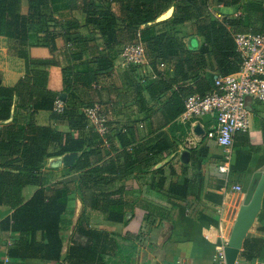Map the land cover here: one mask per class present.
<instances>
[{
  "label": "trees",
  "instance_id": "16d2710c",
  "mask_svg": "<svg viewBox=\"0 0 264 264\" xmlns=\"http://www.w3.org/2000/svg\"><path fill=\"white\" fill-rule=\"evenodd\" d=\"M23 2L0 0V36L28 65L15 86L0 81V205L12 210L0 228L14 236L9 256L59 261L73 225L70 198L79 194L84 211L67 262L109 264L106 257L118 242L91 227V213L123 222L138 192L130 180L142 179L148 190L168 201L187 200L192 186L183 175L191 165L198 170L195 176H202L207 149H194L180 173L173 161L157 167L179 149L166 127L185 111L189 96L211 92L216 76L239 69L234 34L264 33V0H27L26 9ZM218 5L235 7L238 13L220 18L210 10ZM172 6L169 19L155 22ZM77 12L84 15L83 22ZM192 35L202 38L198 47L186 45ZM139 41L149 71L143 74L135 64L124 67L120 89L106 79L124 47ZM32 47H45L51 56L33 58ZM52 66L61 68L65 101L48 87ZM15 99L14 118L8 121ZM57 100L63 102L62 111L56 109ZM96 105L106 118L104 135L85 113ZM41 110L51 113L52 122H66L69 131L38 124L35 116ZM262 127L264 132V121ZM69 153L78 157L63 174L79 173V180L44 185L46 160ZM30 185L39 188L25 201L23 190ZM143 205L148 216L168 217L163 206ZM263 246L264 239L247 237L241 260L254 262Z\"/></svg>",
  "mask_w": 264,
  "mask_h": 264
},
{
  "label": "crops",
  "instance_id": "0c3cea01",
  "mask_svg": "<svg viewBox=\"0 0 264 264\" xmlns=\"http://www.w3.org/2000/svg\"><path fill=\"white\" fill-rule=\"evenodd\" d=\"M210 10H214L213 13L220 18L238 13L235 7L210 6ZM78 17L80 19V16ZM80 20L84 21V19ZM185 43L188 47H198L202 43V38L194 35L192 38H186ZM58 44L62 45L63 41L59 40ZM29 56L46 58L51 54L45 47H32L29 50ZM121 69L124 67L118 58L115 62V71L121 72ZM27 71V60L13 55L9 49L8 39L0 36L2 85L15 86L20 79L24 78ZM139 71L143 74L147 73L148 65L140 66ZM48 87L58 94L64 92L60 67L50 68ZM257 103L259 102L250 105L252 111L250 131L240 132L235 136L233 151L228 161L229 172L219 170V166L226 161L224 150L208 136V133L216 126L214 116L204 115L184 120L180 115L175 122L166 127V130L177 139L179 149L157 167L173 161L177 172L180 173L183 165L190 162L191 152L204 146L207 153L201 166L202 176L196 177L198 170L193 169L191 165L186 168V174L183 176L190 181L192 187L188 186L190 192L184 202L168 201L156 191L148 190L142 179L130 180L128 184L136 187L138 192L123 222L109 221L98 212L91 213V227L110 233L118 242L119 247L116 251L106 257L109 264H212L217 248L229 241L253 174L264 170L262 127L264 106ZM15 110L16 99L13 115L8 121H13ZM35 120L40 125L52 123L61 131H69L66 122H52L51 113L46 110L39 111ZM184 152L189 154L187 161L182 159ZM65 167L62 164V156L48 158L42 170V183L50 185L57 181L77 182L79 173L65 175L63 174ZM237 185L241 186L240 191L234 188ZM38 188L39 186L33 185L25 187L23 190L25 201L30 199ZM145 201L165 207L168 217L162 218L157 213L148 216V211L143 205ZM70 203L75 210L73 225L65 234L63 253L59 261L11 259L9 247L14 236L0 228V264H68L66 257L72 234L77 220L84 211L83 200L79 194L72 195ZM11 214L12 210L8 206L0 205V222ZM247 237L264 239V193L261 210ZM256 260L264 261V246L254 261Z\"/></svg>",
  "mask_w": 264,
  "mask_h": 264
},
{
  "label": "built area",
  "instance_id": "2783aa9c",
  "mask_svg": "<svg viewBox=\"0 0 264 264\" xmlns=\"http://www.w3.org/2000/svg\"><path fill=\"white\" fill-rule=\"evenodd\" d=\"M234 39L241 58L239 69L227 75L216 76L211 92L189 96L186 109L181 114L184 120L204 115L215 117L216 126L208 136L224 150L226 161L219 166L221 172H229L228 161L231 158L236 134L251 129L250 105L254 102H264V33H236ZM119 59L122 67L130 64L143 66L148 63L144 45L140 41L127 44ZM56 109L62 111L61 100H57ZM85 113L98 133L101 135L107 133L106 118L101 114L98 105L86 108ZM234 188L239 191L242 189L239 185ZM226 245L222 244L217 248L212 264H227ZM234 264H264V261L256 260L249 263L239 258Z\"/></svg>",
  "mask_w": 264,
  "mask_h": 264
},
{
  "label": "water",
  "instance_id": "95a60500",
  "mask_svg": "<svg viewBox=\"0 0 264 264\" xmlns=\"http://www.w3.org/2000/svg\"><path fill=\"white\" fill-rule=\"evenodd\" d=\"M174 13V7H170L166 12L161 14L155 22L169 19ZM154 22L148 23V25ZM146 25H143L145 27ZM67 94H60V99L65 101ZM188 152L183 153V161H187ZM77 153H69L62 156V164L66 167L72 166L77 160ZM264 193V170L256 171L247 187L243 204L239 210L237 221L231 232L229 241L225 247V256L227 264H234L240 258L243 249L244 241L248 236L249 230L257 218L263 200Z\"/></svg>",
  "mask_w": 264,
  "mask_h": 264
},
{
  "label": "rangeland",
  "instance_id": "374dc122",
  "mask_svg": "<svg viewBox=\"0 0 264 264\" xmlns=\"http://www.w3.org/2000/svg\"><path fill=\"white\" fill-rule=\"evenodd\" d=\"M26 2H27V0H24V4H23V7H24V9H26L27 8V5H26ZM76 15H78V16H80V19H84L83 17H84V15H80V14H78V13H76ZM192 36H194V35H192ZM123 69H121V71H122ZM106 80H108V81H110V83H114L118 88H122L123 87V85H124V82H123V78H122V72H120V71H113V74H112V76L110 77V78H108V79H106ZM259 104H261L262 106H264V102H259V103H257V105H259Z\"/></svg>",
  "mask_w": 264,
  "mask_h": 264
}]
</instances>
